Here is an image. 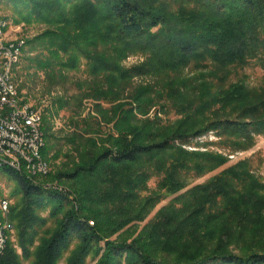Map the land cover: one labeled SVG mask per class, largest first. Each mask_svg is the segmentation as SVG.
I'll use <instances>...</instances> for the list:
<instances>
[{
	"label": "trees",
	"instance_id": "trees-1",
	"mask_svg": "<svg viewBox=\"0 0 264 264\" xmlns=\"http://www.w3.org/2000/svg\"><path fill=\"white\" fill-rule=\"evenodd\" d=\"M190 1H195L201 7V14L184 19L180 16L173 21L142 0H8L20 18L28 21L33 18L48 26L40 35L27 42L29 49L24 52L25 59L33 46H37V50H44L47 46L45 43L50 47L49 53L55 56L59 52L66 54L69 49L75 48L86 60V65L91 67L92 73L104 69L107 74H115L121 80L126 79V75L130 73L120 68L117 59L112 55H104L101 50L86 51L88 45L81 43L89 38L121 41L126 45L125 49L148 52L155 61V67L160 68L158 71L166 72L189 62H194L197 69H205L210 64L243 65L256 57L261 49L264 50V0H199L200 4L196 0ZM69 25L78 29L79 34L74 33L75 36L72 37L67 31L70 30ZM155 28L157 30L152 31ZM35 62L38 68H51L49 62L41 59ZM71 64L70 67L76 66L74 59ZM198 76L203 78L205 74L199 73ZM116 90V96L110 98L111 102L121 98L120 89ZM222 92L210 96L207 93L206 102L202 100L206 95L203 94L198 99V102L202 100L200 103L203 105L198 104L199 106L192 103L194 101L191 94L178 108L184 113L192 108L202 113L210 108L211 102L219 101L226 106L232 101L243 103L245 100V95L238 86L232 85ZM80 94L105 96L95 89L89 92L84 90ZM177 94L179 97L183 96L181 92L177 91ZM260 105L246 106L245 110L250 116L245 119H212L206 125L180 122L182 128L176 127L166 134L153 131L157 125L153 119L138 124L128 123L125 130H119L117 136H107L111 140L108 147H95L87 151L80 155L79 163H73L71 169L59 171L52 178L65 177L71 182L80 203L83 201L91 204L95 199L109 197V190L106 189L110 185L115 187L116 196L121 199L129 196L132 198L136 195L133 192L140 189L153 172L161 175V187L176 192L185 185L181 171L193 167L198 174L217 167L225 160L217 154L196 153L182 146L210 129L248 139L254 133H264V114L259 112L264 108V101ZM134 106L139 107L137 113H142L146 104L136 103ZM58 107L60 108V103ZM135 107L120 101L111 106L117 113L115 129L118 128L123 113L125 115L122 118L129 117V121H136L133 114ZM74 109L77 112L79 104ZM86 121L71 120L70 124L74 129L60 138H55L53 132L46 128L43 132L46 141L41 149L43 159L54 160L63 151L65 144L72 145L76 152L81 146H85L87 139L83 135L88 130L85 128H90ZM56 141H61V144L57 145ZM149 160L154 161V164L145 167L144 164ZM193 160L200 163H193ZM4 170L17 182L15 195L19 197L11 209L10 220L16 230L22 257L20 259L8 242L0 256V264H23V258L29 256L37 237V228L44 221L38 211L46 206H50L54 214L62 213V218L42 245L38 264H56L63 250L73 241H77L79 247L71 264H82L84 257L90 252L98 258L95 264H264V245L236 253L229 249V239L217 238L214 243L210 238L207 245L201 242L202 220L210 223L217 217L209 213L202 215L206 206L218 203L220 207L229 210L233 217L238 215V220L246 219L249 209L258 211L259 206H264V198L255 192V184L250 189H245L246 179L243 172L236 171V166L225 168L207 182L190 188L188 192L192 196L184 200L180 207L171 205L163 208L158 212L159 220L153 226L129 241L109 240L106 225L110 223L104 220L107 217L94 211L85 213L84 205L76 209L73 195L66 189L44 188L12 169ZM193 206L196 208L190 210ZM141 211L142 208L138 210ZM131 219L134 217L115 220L117 227L114 231ZM204 233L209 235L208 228ZM188 234L192 237V243L184 238ZM149 243L153 247H159L158 250L162 248L161 251L165 254L172 253L173 250L181 251L178 256L167 258L158 255V250L148 247Z\"/></svg>",
	"mask_w": 264,
	"mask_h": 264
},
{
	"label": "rangeland",
	"instance_id": "rangeland-1",
	"mask_svg": "<svg viewBox=\"0 0 264 264\" xmlns=\"http://www.w3.org/2000/svg\"><path fill=\"white\" fill-rule=\"evenodd\" d=\"M142 1L154 9H159L162 13L171 17L173 21L180 16L184 19L188 16L192 17L194 14H201V7L194 3L195 1ZM196 1L200 4L199 0ZM0 18L10 21L11 37L24 41L20 60L14 69L13 81L17 87L19 97L40 111L42 132L49 128L55 138H60L74 129L70 121L76 119L87 120L86 122L90 127L85 128L88 130L83 135L87 139L85 146H81L79 151L76 152L72 145L65 144L63 151L54 160H46L49 168L48 173L33 176L32 181L52 190L56 187L66 189L67 192L73 195L76 209H79L80 205H84L83 210L85 213L90 214L91 211H94V213L106 216L107 218L104 220L110 223L106 225L109 240L129 241L143 230L147 231L159 220L158 212L160 210L171 205L180 207L184 200L186 201L189 196H192L188 192L190 188L207 182L225 168L236 166V171L243 172L242 175L246 179L247 186L245 189H250L251 185L255 184V192L264 198V133H254L248 139L235 134H222L217 129H210L193 139L189 144H184L182 147L188 151L217 154L225 160L217 167L202 173L197 174L193 167L181 171L185 185L176 192L161 187L159 185L161 175L153 172L145 184L133 192L136 195L132 198L129 196L121 199L120 196H116L115 187L110 185L106 189L109 190V197L95 199L93 203L90 202L91 204L82 201L81 204L71 182L67 181L65 177L61 179L52 178L57 172L68 171L74 164L79 163L80 155L85 154L87 151H91L95 147H108L111 140H108L107 136H117L119 130H125L124 127L128 123L135 122L138 124L144 120L153 119L157 122L153 131L166 134L176 127L182 128L180 122L186 124L188 122H198L197 124L206 125L212 119L227 117L245 119L249 117L250 114L245 110V107L252 104L258 106L264 101L263 49L255 55L256 57L251 58L249 62L243 65L216 66L210 64V67L205 69H197L194 62H189L183 63L184 65L178 67L179 70L166 72L158 71L160 68L155 67V61L148 52L125 49L126 45L123 42L114 39L103 40V38H98L91 40V38L86 39L83 36L86 40L81 44L88 45L86 51L101 50L104 55H112L114 59H117L120 68L130 73L126 75V79L121 80L115 74H107L104 69L92 73L91 67L86 65V60L75 48L73 50L69 49L66 54L59 52L55 56L49 53L50 47L48 48V44L45 43L47 46L44 50H37L38 47L33 46L25 59L24 52L29 49L27 42L40 35L48 26L37 22L33 18H30L29 21L20 18L16 9L8 0H0ZM68 29H70L67 31L72 37L79 34V30L75 27L69 25ZM155 30L157 28L152 31ZM37 59L49 62L51 68L47 70L38 68L35 62ZM68 59L70 60L68 61ZM73 59L76 66L70 67ZM199 73H204L205 76L200 78ZM232 85L238 86L244 93L245 100L243 103L232 101L230 105L224 106L219 101L211 102L210 108L202 113L196 111L195 108L184 113L178 108V106L181 107L179 104L189 98L191 94H193L194 101L192 103L203 105L200 102L202 100L206 102V99H208L207 93H210L209 96L216 95L223 90L226 91ZM93 89L97 90L99 94H105V96H93L92 94L81 96L80 94L84 90L89 92ZM116 89H120L119 97L121 98L118 101L114 99L115 101L111 102L112 99L110 98L116 96L114 95ZM177 91L181 92L183 96L179 97ZM203 94L206 95L198 102ZM119 101L133 107L136 103H145L146 106L142 113H137L139 107L134 108L133 114L136 121H129L128 116H126L128 118H122L125 115L123 113L119 120V126L115 129L114 123L116 122L117 113L111 109V106ZM58 103H60V108ZM78 104L79 109L76 112L74 108ZM259 112L264 114V108ZM82 127L84 128L83 125ZM45 141L46 139L44 144ZM56 142L57 145L61 144V141ZM196 161L193 160V163ZM197 163L200 162L197 161ZM153 164L154 161L149 160L144 165L150 167ZM17 188L14 177L0 167V196L6 195L9 198L10 214L19 197L15 195ZM141 208L142 211L138 212ZM195 208L193 206L190 210ZM258 208V211H250L249 209L246 212V219L238 220L240 218L238 215L233 217L229 210L220 207L218 203L206 206L201 214L204 216L207 213L215 214L217 217L211 220L210 223L205 219L202 220L203 226H201L202 231L200 234L203 236V241L201 242L207 245L211 239L214 243H216L217 238L229 239L228 247L236 253L261 247L264 245V206ZM38 214L44 221L38 228L36 227L38 230L37 237L30 248L29 256L23 258V264L39 263L42 245L50 237L62 218V213L54 214L50 206L43 207L38 211ZM185 214L183 213V215ZM126 217H134V219L127 220L121 228L114 231V228L117 227L114 223L115 220L119 221V219H125ZM5 221L11 225V220ZM207 228L209 235L204 233ZM184 238L192 243V237L189 234ZM9 242L21 259V249L16 240L14 226L10 233ZM78 247L79 243L77 241L69 244L59 256L56 264H71ZM148 247L155 250L160 249L159 247H153L150 243ZM161 250H158V255L167 258H174L181 251V249L178 251L173 250L172 253L165 254ZM97 259L90 252L84 257L82 264H95Z\"/></svg>",
	"mask_w": 264,
	"mask_h": 264
},
{
	"label": "built area",
	"instance_id": "built-area-1",
	"mask_svg": "<svg viewBox=\"0 0 264 264\" xmlns=\"http://www.w3.org/2000/svg\"><path fill=\"white\" fill-rule=\"evenodd\" d=\"M0 23L7 25V33H0V149L17 151L21 159H28V165L35 167L38 174L46 175L48 164L38 159L39 136H42L37 127L38 110L19 97L13 81L14 66L20 60L18 47L23 42H6L5 34H12L11 25L8 20ZM5 69H12V78H5ZM0 211H5V220H10L9 201L4 199ZM12 230V222L11 228H4V221H0V256L7 247Z\"/></svg>",
	"mask_w": 264,
	"mask_h": 264
},
{
	"label": "bare ground",
	"instance_id": "bare-ground-1",
	"mask_svg": "<svg viewBox=\"0 0 264 264\" xmlns=\"http://www.w3.org/2000/svg\"><path fill=\"white\" fill-rule=\"evenodd\" d=\"M0 22H7V20L4 18H0ZM0 33H7V25H2V23H0ZM5 41L6 42H21V41L23 42V44L20 47H18V58H20L21 52L24 46V41L18 38L11 37V34H5ZM15 67L16 66H14V69ZM5 78H12V69H5ZM35 110H38V109L35 108ZM37 127H38V130L40 131V134H42V136H39V146H41V148H38V159L44 160L42 157V153H41V149L44 146V138H43V132L41 129V114L39 110L37 113ZM0 158H5V159H0L1 168L12 169L16 171L17 173L25 175L31 180L33 176L36 177V175H41V174H38L35 167H33L32 165H28V159H21V155L18 154L17 151H14L12 149H0ZM15 164H19V166ZM4 199L6 201H9V198L6 195L0 196V208L4 204ZM0 221H4V228H11V225L9 223L7 224L5 221V211H0ZM5 249L6 248L3 249V252L5 251Z\"/></svg>",
	"mask_w": 264,
	"mask_h": 264
}]
</instances>
